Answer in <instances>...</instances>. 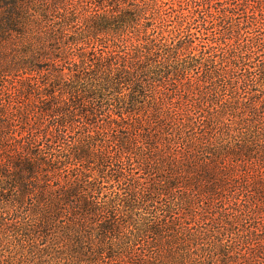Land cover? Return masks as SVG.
<instances>
[{"label": "trees", "instance_id": "1", "mask_svg": "<svg viewBox=\"0 0 264 264\" xmlns=\"http://www.w3.org/2000/svg\"><path fill=\"white\" fill-rule=\"evenodd\" d=\"M45 2L0 0V257L264 264V0Z\"/></svg>", "mask_w": 264, "mask_h": 264}, {"label": "rangeland", "instance_id": "2", "mask_svg": "<svg viewBox=\"0 0 264 264\" xmlns=\"http://www.w3.org/2000/svg\"><path fill=\"white\" fill-rule=\"evenodd\" d=\"M0 85H2V82L0 83ZM8 85V84H7ZM0 98L2 100V103H4L6 105V107L9 106H16L18 105L21 109V111H30L28 112L29 115V120L32 122L33 120H36V116H38L35 112V101H28L25 99H21L15 96L14 94V90H7V88H4L1 90L0 92ZM0 107L2 108L3 106L0 105ZM21 124L19 123V120L16 121V123L14 124L15 127H13V130L19 131L21 132L23 130V128L21 127ZM12 255L9 256V253L5 254L7 257H0V264H46V262H48V257L44 256V257H39L36 258V252L37 249L34 247L33 249L30 250V248H25V249H16L14 248V250H12ZM42 256V255H40Z\"/></svg>", "mask_w": 264, "mask_h": 264}, {"label": "clouds", "instance_id": "3", "mask_svg": "<svg viewBox=\"0 0 264 264\" xmlns=\"http://www.w3.org/2000/svg\"><path fill=\"white\" fill-rule=\"evenodd\" d=\"M41 3H43V7H47L48 6L47 3L45 2V0H38V3H37L38 11L33 14L34 18H36V19L40 18V11L42 10ZM124 55H127V52H125ZM149 99H151V96H149ZM66 244H67V241H62V242L59 243L58 246L62 248Z\"/></svg>", "mask_w": 264, "mask_h": 264}]
</instances>
